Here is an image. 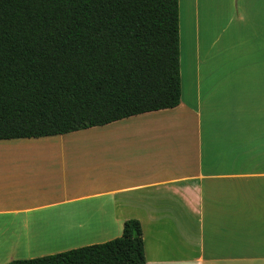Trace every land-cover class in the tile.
<instances>
[{"label":"crops","instance_id":"0c3cea01","mask_svg":"<svg viewBox=\"0 0 264 264\" xmlns=\"http://www.w3.org/2000/svg\"><path fill=\"white\" fill-rule=\"evenodd\" d=\"M191 17L177 107L0 140V264L113 240L129 219L147 264H264V0H193Z\"/></svg>","mask_w":264,"mask_h":264},{"label":"trees","instance_id":"16d2710c","mask_svg":"<svg viewBox=\"0 0 264 264\" xmlns=\"http://www.w3.org/2000/svg\"><path fill=\"white\" fill-rule=\"evenodd\" d=\"M180 63V0H0V140L175 108ZM8 264H147L142 225Z\"/></svg>","mask_w":264,"mask_h":264},{"label":"rangeland","instance_id":"374dc122","mask_svg":"<svg viewBox=\"0 0 264 264\" xmlns=\"http://www.w3.org/2000/svg\"><path fill=\"white\" fill-rule=\"evenodd\" d=\"M181 6H180V27H181V63H195L196 60H193V47H192V17H191V10L193 8V0H180ZM187 66V65H186ZM74 139H90L95 140L96 136L95 134H87L84 136H73ZM7 146H2L3 149H5ZM8 150H13L12 153H15L14 150L17 149H11L9 146L7 147ZM47 229H41V232H46ZM50 231V230H48ZM52 231H55V229H52ZM50 231V235H52L54 232ZM40 232V231H39ZM151 243L148 241V246H150ZM151 254V252H148ZM148 254V257L150 255Z\"/></svg>","mask_w":264,"mask_h":264}]
</instances>
